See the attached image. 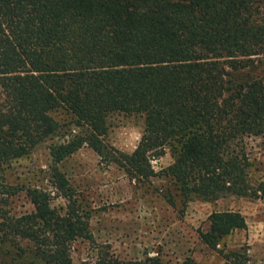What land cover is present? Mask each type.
<instances>
[{"label":"trees","instance_id":"1","mask_svg":"<svg viewBox=\"0 0 264 264\" xmlns=\"http://www.w3.org/2000/svg\"><path fill=\"white\" fill-rule=\"evenodd\" d=\"M263 0H0V167L50 146L54 184L69 199L65 212L42 188L27 190L34 210L3 215L1 264H170L161 253L119 259L109 253L76 263L74 241L91 239L90 213L59 164L83 146L138 182L162 175L168 194L188 203L229 194L264 196L251 179L246 138L264 136ZM141 114L137 147L109 144V117ZM173 161L157 172L152 157ZM201 240L217 249L247 227L237 210H216ZM223 264H250L247 251L219 249ZM1 252V251H0ZM181 264H196L191 256Z\"/></svg>","mask_w":264,"mask_h":264},{"label":"rangeland","instance_id":"2","mask_svg":"<svg viewBox=\"0 0 264 264\" xmlns=\"http://www.w3.org/2000/svg\"><path fill=\"white\" fill-rule=\"evenodd\" d=\"M261 68L264 71V65ZM144 126L141 114H112L106 141L131 153ZM62 139L58 134L37 144L29 154L0 167V222L3 215L16 216L34 210L27 192L34 187L47 191L56 209L61 212L68 209L70 201L54 184L50 170L53 164L50 146ZM246 144L253 163L250 176L257 183L264 180V136L246 138ZM156 158L157 172L173 161L169 149ZM59 168L75 193L73 199L90 213L92 238L76 240L70 248L76 263L95 261L107 252L122 260L161 253L170 264H181L188 256L196 264H223L219 249H241L247 251L250 264H264V196L229 194L214 201L195 197L185 203L176 193L168 194L170 184L166 177L158 175L150 181L138 182L117 164L102 162L88 145L61 162ZM227 209L240 211L246 217L247 227L225 237L217 249L211 248L201 240L199 232L209 229L213 211ZM9 246L33 252L23 239L0 244V264ZM16 251L9 256L11 264H23V260L30 263L33 259L30 256L19 261Z\"/></svg>","mask_w":264,"mask_h":264},{"label":"built area","instance_id":"3","mask_svg":"<svg viewBox=\"0 0 264 264\" xmlns=\"http://www.w3.org/2000/svg\"><path fill=\"white\" fill-rule=\"evenodd\" d=\"M150 161H151V164L153 165V167H155V165L158 162V159L156 157H152Z\"/></svg>","mask_w":264,"mask_h":264}]
</instances>
